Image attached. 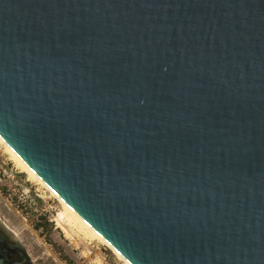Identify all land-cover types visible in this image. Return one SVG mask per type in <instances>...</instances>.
Masks as SVG:
<instances>
[{"label":"water","instance_id":"obj_1","mask_svg":"<svg viewBox=\"0 0 264 264\" xmlns=\"http://www.w3.org/2000/svg\"><path fill=\"white\" fill-rule=\"evenodd\" d=\"M0 137L129 264H264V0H0Z\"/></svg>","mask_w":264,"mask_h":264},{"label":"rangeland","instance_id":"obj_2","mask_svg":"<svg viewBox=\"0 0 264 264\" xmlns=\"http://www.w3.org/2000/svg\"><path fill=\"white\" fill-rule=\"evenodd\" d=\"M61 209L0 147V246L5 253L16 247L28 264H124L98 241L76 233L68 237L57 226Z\"/></svg>","mask_w":264,"mask_h":264},{"label":"bare ground","instance_id":"obj_3","mask_svg":"<svg viewBox=\"0 0 264 264\" xmlns=\"http://www.w3.org/2000/svg\"><path fill=\"white\" fill-rule=\"evenodd\" d=\"M0 147L10 156L11 160L24 173L28 180L41 185L52 197L58 200L62 209L57 214V226L63 230L68 237L72 233L80 235L86 241H98L107 246L124 264H129L113 247H111L97 232H95L82 218H80L56 193L42 181L33 170H31L22 159L3 141L0 137Z\"/></svg>","mask_w":264,"mask_h":264},{"label":"flooded vegetation","instance_id":"obj_4","mask_svg":"<svg viewBox=\"0 0 264 264\" xmlns=\"http://www.w3.org/2000/svg\"><path fill=\"white\" fill-rule=\"evenodd\" d=\"M0 250L3 251V258L4 261L3 264H28L25 258L22 256V253L18 250V248H12V249H7L8 253H5L3 248L0 246ZM8 254V255H6Z\"/></svg>","mask_w":264,"mask_h":264}]
</instances>
